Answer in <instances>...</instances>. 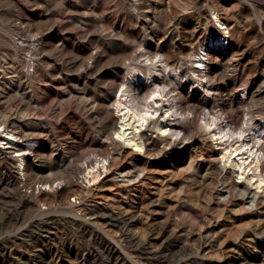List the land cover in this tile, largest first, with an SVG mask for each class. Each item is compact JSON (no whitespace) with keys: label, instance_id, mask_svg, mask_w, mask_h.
I'll return each instance as SVG.
<instances>
[{"label":"bare ground","instance_id":"obj_1","mask_svg":"<svg viewBox=\"0 0 264 264\" xmlns=\"http://www.w3.org/2000/svg\"><path fill=\"white\" fill-rule=\"evenodd\" d=\"M192 9L191 15L183 6L181 15L163 17L161 29L144 47L149 53L144 60L146 52L140 49L118 53L114 45L122 37L120 28H106L104 15L96 27L106 47L94 44L87 19L76 20L88 56L50 42L55 33L65 39L72 34L63 24L75 22L74 16L53 11L47 26L29 28L26 39H21V18L12 26L17 39L3 41L15 51L0 46V237L6 236L0 245L28 232H45L54 235L34 238L38 245L65 234L71 247L78 236L89 235L85 253L76 254L73 264H88L98 251L108 264H119L120 249L137 253L144 264H214L200 256L208 250L207 242L214 246L218 232L206 237L205 246L189 245L195 235H204L211 221L206 209L213 201L222 208L221 218L241 205L260 223L248 226L251 235L264 233V213L258 209L264 197L249 186L264 188V123L257 124L251 108L242 111L251 100L254 76L238 83L231 72L245 70L243 58L236 59L234 71L230 68L241 53L244 27L238 12L223 13L209 0H196ZM174 35L180 42L172 40ZM22 49L29 51L26 67L16 59ZM50 94L54 99L46 104ZM64 117L80 119L79 134L87 129L90 135L75 140L60 131ZM146 130H155L156 136ZM199 140L202 147L181 170L192 174L194 188L184 185L198 199L177 204L174 221L155 230L156 240L142 242L132 229L142 218L126 210L117 191L141 192L149 182L162 191V180L149 178L155 159L184 156L188 144ZM227 164L236 180L220 178ZM121 206L124 210H117ZM56 208L75 218L45 217ZM191 208L199 214L191 215ZM57 256L58 251L52 253V259ZM37 262L35 254L10 264Z\"/></svg>","mask_w":264,"mask_h":264},{"label":"rangeland","instance_id":"obj_2","mask_svg":"<svg viewBox=\"0 0 264 264\" xmlns=\"http://www.w3.org/2000/svg\"><path fill=\"white\" fill-rule=\"evenodd\" d=\"M209 1L212 5L221 9L223 13H227L228 11L239 13L238 22L244 27L243 42L240 51L241 53H239L232 61L230 68L234 71V67H236L234 65L237 64L236 59L239 58H243L246 68L245 70H235L234 72H231V75L234 73V79L236 78L238 83L246 80L249 75L252 77L254 76L252 79L254 85L249 88L250 95L252 94V97L250 98L251 100L246 102H249V104L245 105L244 108H242V111L247 110L248 107L251 108L254 112L257 124H263L264 0ZM195 2L196 0H0V46H2V50H5L10 54L15 51L11 42L9 44H4L3 40L4 38L9 39L11 37L17 39L18 36H15L11 29L12 26L17 24L19 18H21V21L23 20L24 28V34L21 36V39H26L31 37V32L28 31L29 28L47 26L52 12L58 11L61 16L75 17V22L63 24V26L70 29L72 33L68 38L65 39L61 33H55L50 38L52 45L54 43L60 45L64 43L67 53L71 51V49H76L79 53L88 56L89 50L84 45L83 38L77 28L78 23L76 20L78 21L80 18L88 20L87 27L93 34L94 44L100 47L107 46L105 45L104 39L101 37L99 29L96 27V21L99 19L98 17L100 15L106 16V20L104 21L106 28H120L122 37L118 44L114 45L118 53L133 54L136 49L146 52L148 49L144 50V47L146 44L149 45L153 40L151 38L152 34H154L156 30L161 29V20L163 17L167 14L172 17L181 15L183 6L189 7V10L187 11H190L189 15H191L195 12L192 9ZM229 23L231 26L236 25L234 20H230ZM165 35L167 36V40L171 39V34L169 32ZM173 38L174 39L172 40L175 42H180V39L176 35H174ZM139 40L141 41V44L138 42ZM163 44H165V42L161 41L162 46ZM200 52L202 53L201 49ZM28 55L29 51L22 49L21 51H18L16 59L22 66L26 67L27 64L25 61L29 59ZM148 55L149 53L146 52V55L141 57L140 60L146 59ZM32 70L33 68L31 69V72ZM189 90L190 88L187 89V91ZM247 93L248 91L245 89L244 93L240 92V95L245 97ZM228 97L230 98V94ZM52 99H54V95L50 94L46 104ZM242 116H245V112H242ZM78 121H80V119L72 121L71 119H66L64 117L60 122L62 127H60V131L68 136H73L75 140L87 138L90 135L87 129L79 134ZM153 131L155 130H146L145 132L150 136ZM152 135L156 136V133ZM162 146L163 145H161V147ZM201 147L202 144L200 140L195 141L194 146L188 144L184 156L181 154V157H178L174 154L167 158L155 159L154 168H150L148 171L149 178L157 176L162 180L161 184H164V188L160 191L163 195L159 190L155 189L150 182L142 188L143 192H129L126 189H119L117 191L121 203H124L123 206H128L126 210L131 208L129 210L130 214L135 215V219L142 218L141 220L136 221L132 227L134 231L133 235L137 239L140 238L144 243L156 240L158 236L155 230L174 221L175 217L172 211L177 204H182L186 201L192 202L198 199L197 193L189 191L190 188H194L190 181L192 174H183L181 170L187 166L189 157L192 153H197ZM122 161L124 162L126 159L124 158ZM203 173L204 171L202 174ZM224 176L228 179H237L232 173V167L228 164L226 165L224 172L220 175V178L223 179ZM187 182L189 183L190 188L184 185L185 183L188 184ZM241 182L245 183V178L241 180ZM216 186L221 187L222 181L217 183ZM249 186L253 191L258 192L264 197V188L256 189V184H249ZM152 198L155 199L153 204L151 203ZM72 200H74V198H72ZM10 206H5L4 209L6 210L13 207ZM123 206L118 207L117 210H124V208H122ZM240 206L241 205L239 204L235 205L234 208L232 207V213H227L225 217L222 218L219 215L221 214L222 208L218 203L213 201L210 207L206 209L207 214L211 218V221H208V227L206 226V231L204 232V235L207 233L206 236L203 235L204 237L202 236V238L199 235H195L189 242L190 244L188 243L190 246L195 245L198 242H201L204 246L208 243V250L200 256L201 259L214 264H245L246 261H249L251 264H264V233L253 236L251 235L250 227H248L256 226L260 223L256 224L251 214H249V212H243V207L240 208ZM236 207L237 209H235ZM258 209L260 212L264 213V205L261 204V200L259 201ZM43 210H45V208ZM190 213L193 216L199 214L198 210L195 208H191ZM234 213H236V215ZM45 217L75 218L73 214L61 212L58 208L53 209L52 212L50 211ZM244 230L246 231L244 232ZM214 232H218V236L217 234L215 235L217 240L212 247L209 242L206 243L205 239L206 237L208 238L215 234ZM208 233L210 234L208 235ZM50 235L53 236L54 234H47L45 232H28L25 236H20L17 239L14 238V243H12L13 241L10 239L8 240V244L0 245V260H4L6 264L13 262L19 263L20 260H24L27 257H33L37 254L38 264H73V259L76 254L83 256L85 253L82 247L89 240V235L78 236L71 247L67 239L68 236L65 234H59L57 239L53 237L55 239L51 242H41L39 245L37 243L38 241L34 240V238L36 239L38 237L42 240ZM103 235L109 239V236L107 237L105 234ZM115 236L121 241L120 233H117ZM5 237L6 236L0 237V242L5 241ZM121 242L123 243L124 241ZM36 243L37 245L35 247ZM8 246L10 249L7 248ZM69 249L71 255L68 252ZM120 250L121 253L118 254L119 256L117 255L119 264H144L147 262L143 257L138 256L137 253H128L125 250ZM55 251H58V258L52 259V253ZM88 264H108L105 253H102L101 251L96 252L93 259H91Z\"/></svg>","mask_w":264,"mask_h":264}]
</instances>
